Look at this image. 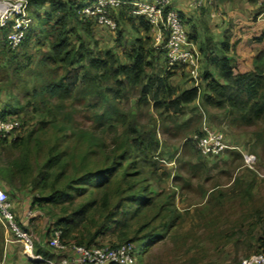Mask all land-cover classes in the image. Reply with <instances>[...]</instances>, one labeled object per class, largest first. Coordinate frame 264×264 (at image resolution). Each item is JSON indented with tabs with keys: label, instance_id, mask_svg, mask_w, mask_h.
<instances>
[{
	"label": "trees",
	"instance_id": "trees-1",
	"mask_svg": "<svg viewBox=\"0 0 264 264\" xmlns=\"http://www.w3.org/2000/svg\"><path fill=\"white\" fill-rule=\"evenodd\" d=\"M28 2L37 26H30L20 47L12 49L8 45L10 26L0 28V44L5 55H10V65H15L14 76L8 77V82L1 80L0 88L10 95L13 90L22 92L18 83L21 79L39 75L42 82L36 80L31 92H26L25 103L19 104L33 116L9 118L18 120L23 132L16 139H0V182L12 194H31L33 208L55 215L54 220L46 216L49 236L51 229L57 228L62 232L63 243L79 246H104L102 241L115 237L119 244L135 246L138 264L140 253L143 257L173 225L171 215L156 222L163 208L153 213L158 206L155 192L146 184L145 175H154L160 165L156 159L160 150L158 123L169 129L176 116L187 115L188 109L201 101L224 112L230 124L239 129L262 127L260 137L264 139V49L254 57L252 69L243 71L227 54L231 51L228 42L212 47L204 40L199 44L201 84L181 89L173 83L171 71L180 66L169 68L166 50L156 44L145 17H126L117 8L109 11L118 25L125 20L139 22L140 34L122 60L118 53L100 46L95 36L99 24L93 19L81 20L78 9L82 5L75 0ZM43 6L45 13L37 16L34 9ZM187 33L196 44V38ZM35 36L42 38L36 44L47 48L37 62L33 54L26 52ZM256 41L262 42L264 37ZM132 98L135 111L124 106ZM69 103H80L93 114L94 135H100V152L95 157L102 164L95 170L71 171L67 160L70 152L61 147L62 140L49 146L40 167L33 159L31 145L38 141L35 137L41 124H57L60 115L69 123L73 117ZM145 115L148 125L142 123ZM107 135H115L116 147L109 145ZM7 149L22 151L16 157L6 155ZM258 241L260 251L264 250V239Z\"/></svg>",
	"mask_w": 264,
	"mask_h": 264
},
{
	"label": "rangeland",
	"instance_id": "rangeland-1",
	"mask_svg": "<svg viewBox=\"0 0 264 264\" xmlns=\"http://www.w3.org/2000/svg\"><path fill=\"white\" fill-rule=\"evenodd\" d=\"M247 2L254 5V0ZM219 3H222V0H219ZM246 7L248 5L240 4L236 9L238 14L234 18L239 19L236 30L234 28V31L239 33L236 35V42L242 41L249 45L259 43L262 47L256 52V56L264 49V41H256L264 37V22L259 20L252 37L246 38L244 34L250 26L249 18L259 17L262 7H259L260 13H253L254 15L244 9ZM45 10L43 6L34 9V12L38 16L40 12L44 14ZM32 24L37 26L34 21ZM98 28L95 35L103 41L101 47L106 48V42H114L116 45L119 43L115 40L119 38L121 25L117 24L116 29L103 25ZM38 38L41 37L35 36L31 46L26 49V52L34 55V62L47 52L46 47L36 44ZM5 54V49L0 44L1 83L3 80L8 82L7 78L14 76L15 65H10V55ZM171 71L174 72L172 80L176 86L181 89L192 86L186 68L180 66ZM36 80L42 82L39 75L19 80V89L22 92L13 90L10 95L6 89L0 88V115L9 116L8 118L33 116L30 110L19 108V104L25 103V96L28 95L26 92H31ZM134 101L132 98L129 103L124 102V106L135 111ZM68 107L73 112L69 123L60 115L57 124H41L40 132L37 130L39 133L35 137L38 141L31 145L33 159L37 167H40L45 161L49 146L56 140H62L61 147L68 148L70 152L67 160L70 161L71 171L78 170L82 173L95 170L102 164L95 157V154L100 152L97 137L100 135H94L96 126L91 118L93 114L80 103H69ZM176 119L175 123L169 124V129H164L160 122L158 123L160 150L156 159L160 165L154 175L150 172L145 175L146 184L155 192L154 202L158 205L153 213L161 212L163 208L161 217H157L156 222L161 223L162 217L168 219L171 215L169 220L173 225L163 232L164 238L146 251L143 257L140 253L138 264H231L260 252L258 239H264V139L260 137L262 127L239 129L230 124L224 112L205 106L201 101L192 105L187 115L176 116ZM142 123L149 124L147 115L143 117ZM63 127L65 128L62 129ZM204 127L223 133L226 142L233 149H226L220 154H204L197 144L192 142L195 135L203 133ZM20 132H23V129ZM114 138L115 135H107L111 147H116ZM21 151L7 149L6 155L17 157ZM244 155L253 156V161L247 163ZM0 159L3 160L1 154ZM10 196L15 206L18 225L29 210L38 214L29 222L37 247V238L42 240L45 236L41 232V221L44 220L41 218H47L48 215L54 220L55 215L39 207L33 208L32 205L27 211H23V200L25 201L27 196L33 199L31 194L17 192L11 193ZM250 230H254L252 234L249 233ZM9 239L17 238L9 223L0 218V253ZM119 242L115 237H110L101 243L106 246ZM51 258L55 259L56 256Z\"/></svg>",
	"mask_w": 264,
	"mask_h": 264
},
{
	"label": "built area",
	"instance_id": "built-area-1",
	"mask_svg": "<svg viewBox=\"0 0 264 264\" xmlns=\"http://www.w3.org/2000/svg\"><path fill=\"white\" fill-rule=\"evenodd\" d=\"M210 1L194 0L193 6L201 8ZM127 2L128 0H92L78 9V15L81 20L93 19L99 25L116 29L117 22L109 11ZM258 3L262 7L258 20L264 22V0H258ZM133 14L143 16L148 20L155 34L156 44L159 48L166 50L169 68L184 66L193 86L199 87L201 84V53L196 44L189 39L184 20L174 7V0H136ZM32 22L28 0H0V28L11 27L7 42L12 49H17L25 41ZM21 129L18 120L0 118V139H16ZM193 139L206 155L220 154L226 149H233L226 142L223 133L207 127H204L201 135H195ZM244 157L247 163H251L254 159L249 155H244ZM16 216L14 204L8 192L0 188V218L9 223L15 237L24 245L25 254L43 264H137L138 258L133 244L66 245L61 241V230L57 228L51 229L48 240V248L56 258L44 257L35 252V234L29 228L30 220L38 216L36 211L29 210L26 217L22 219L24 221H20V225L16 221ZM231 264H264V250Z\"/></svg>",
	"mask_w": 264,
	"mask_h": 264
},
{
	"label": "crops",
	"instance_id": "crops-1",
	"mask_svg": "<svg viewBox=\"0 0 264 264\" xmlns=\"http://www.w3.org/2000/svg\"><path fill=\"white\" fill-rule=\"evenodd\" d=\"M75 1L76 3H79L83 6L84 4H87L92 0ZM193 1L194 0H174V7L179 11L182 18L184 19L187 26L186 30L196 38V45L198 49H200L199 44H201L204 40H208V42L211 43L212 47H214L215 44L217 47H220L226 41L229 43L231 49V51H229L227 54L233 58L234 63L237 65V67L239 69H242L243 71L252 69V63L255 54L261 49L262 46H260L259 43H251L250 45L242 41L241 43H237L236 35H238L239 33L234 31V28L236 30L237 21L239 20H235V15L238 14L236 9L239 8L240 4L248 5V7L244 9H248L249 13L258 14L260 6L257 3V0H254V5L249 4L247 2L249 0H222V3H219V0H211L201 8H195L193 6ZM134 2H136V0H128L127 3L117 6V11H123L125 14H127L126 17H130L131 15H133ZM219 4H221L222 6L220 5L219 7ZM249 19L250 26L247 30V33L244 34L246 38L252 37V33H254L255 31L256 24L260 22L258 20V17H255L256 20L254 18ZM231 20L233 21L232 23ZM138 24V21L129 23L125 20L121 25L119 38L115 40L119 43H117L116 45V43H114L113 41V44L106 42V44L104 45L106 46V48H102L113 50L114 52L119 54L122 60H125L124 52L132 47L134 39L140 34L138 33V30H140ZM98 27L95 31V34L99 29ZM256 37L257 35H255V38ZM97 39L99 40L101 46L103 44V41L100 38ZM118 46H120V48H118ZM211 70L214 71L213 68H211ZM0 188L7 191L9 196L11 195L10 189L1 182ZM24 199L26 200H23L22 203L24 209L23 211H27L32 205V198L27 196V198ZM43 218L44 220L41 221V232L45 236L42 240L39 239V237L37 238V247L35 246V252L44 257H52L54 256L53 254L46 256V254L44 253L50 251L48 248V240L50 237V222L45 217H42L41 219ZM18 240H8L3 248V252L0 253V264H43L42 262L29 258L25 254L24 249H22V242L19 240L21 243L19 244ZM19 247H21V249L18 250ZM25 258L27 259L26 261L24 260Z\"/></svg>",
	"mask_w": 264,
	"mask_h": 264
}]
</instances>
